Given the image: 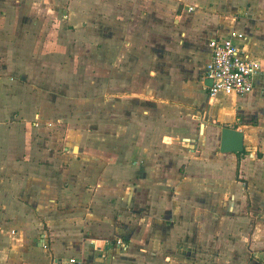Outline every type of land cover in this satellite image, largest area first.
I'll return each instance as SVG.
<instances>
[{
	"label": "crops",
	"instance_id": "0c3cea01",
	"mask_svg": "<svg viewBox=\"0 0 264 264\" xmlns=\"http://www.w3.org/2000/svg\"><path fill=\"white\" fill-rule=\"evenodd\" d=\"M66 4L81 46L45 44L56 0H0V264H264V0ZM231 28L260 69L210 97ZM225 126L242 152L219 150Z\"/></svg>",
	"mask_w": 264,
	"mask_h": 264
},
{
	"label": "built area",
	"instance_id": "2783aa9c",
	"mask_svg": "<svg viewBox=\"0 0 264 264\" xmlns=\"http://www.w3.org/2000/svg\"><path fill=\"white\" fill-rule=\"evenodd\" d=\"M245 39L244 33L231 28L209 40L210 59L205 65V77L212 80L207 86L210 97L219 93L244 95L253 89L260 61L245 52Z\"/></svg>",
	"mask_w": 264,
	"mask_h": 264
},
{
	"label": "rangeland",
	"instance_id": "374dc122",
	"mask_svg": "<svg viewBox=\"0 0 264 264\" xmlns=\"http://www.w3.org/2000/svg\"><path fill=\"white\" fill-rule=\"evenodd\" d=\"M57 3L59 4L58 6H53V7H49V10L47 11L50 14H55L56 16H58L56 21H45L44 24V29H43V33H44V40H45V44L49 45V40H51L52 42H54L53 40L57 41V43H64L65 41L67 42L68 39H70L71 41L73 40V42L75 43L76 46H81L84 44V41L87 39V29L85 27H81V26H77V28H72L70 26L67 25V21H63L61 19V15H63L65 13V9H67L66 7V1L67 0H56ZM46 9V8H45ZM68 27V28H67ZM87 41V40H86ZM72 44V42L70 43ZM78 56H75V58H77ZM44 61L45 63H56V64H61L62 61V55L61 54H57L53 57V59L51 60L50 55L49 54H44ZM52 73H57L58 75L62 72L58 71V70H47L45 72V77H44V92L50 94L51 90L54 91L55 88H57L59 85V83H57L56 81H62V83L64 82L61 78V75L58 76H52ZM67 76V75H65ZM53 79V80H51ZM55 83V85H53ZM65 84V82H64ZM77 94H83V89H84V85L81 84L80 82H78L75 86ZM48 96V95H46ZM47 122V121H46ZM63 122H61L62 124ZM46 126H49L51 123H44ZM55 124L53 127H55L57 125V122L53 123ZM44 135H45V147L46 149H48V147H50L52 144L54 145V142H52L53 138L54 140H56L57 135H52V131L51 130H44ZM53 137V138H52Z\"/></svg>",
	"mask_w": 264,
	"mask_h": 264
},
{
	"label": "water",
	"instance_id": "95a60500",
	"mask_svg": "<svg viewBox=\"0 0 264 264\" xmlns=\"http://www.w3.org/2000/svg\"><path fill=\"white\" fill-rule=\"evenodd\" d=\"M205 84L210 86L212 84L211 78L205 79ZM243 132L230 127H222L220 135L219 150L225 152H242L243 151Z\"/></svg>",
	"mask_w": 264,
	"mask_h": 264
}]
</instances>
